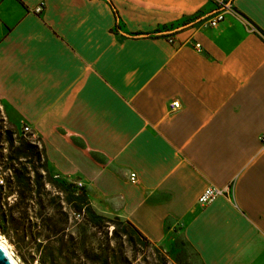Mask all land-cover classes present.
Segmentation results:
<instances>
[{
  "label": "crops",
  "instance_id": "1",
  "mask_svg": "<svg viewBox=\"0 0 264 264\" xmlns=\"http://www.w3.org/2000/svg\"><path fill=\"white\" fill-rule=\"evenodd\" d=\"M0 100L98 213L264 264V0H0Z\"/></svg>",
  "mask_w": 264,
  "mask_h": 264
},
{
  "label": "trees",
  "instance_id": "2",
  "mask_svg": "<svg viewBox=\"0 0 264 264\" xmlns=\"http://www.w3.org/2000/svg\"><path fill=\"white\" fill-rule=\"evenodd\" d=\"M49 186L55 189L53 194ZM67 204L69 210L64 209ZM103 228V239L86 246V235L70 230V214ZM112 227L111 235H109ZM0 231L40 264H130L121 246L151 241L129 220L98 213L86 187L65 183L51 172L42 138L20 133L0 118ZM118 245L112 247V241ZM120 240V241H119Z\"/></svg>",
  "mask_w": 264,
  "mask_h": 264
},
{
  "label": "rangeland",
  "instance_id": "3",
  "mask_svg": "<svg viewBox=\"0 0 264 264\" xmlns=\"http://www.w3.org/2000/svg\"><path fill=\"white\" fill-rule=\"evenodd\" d=\"M3 117L6 121L10 122L5 113L4 103L0 100V118ZM11 123V122H10ZM16 126V125H15ZM19 132H22L23 126H16ZM57 179L65 182L71 183L74 182L70 179H65L60 176L54 175ZM78 187H81L83 184L81 182H74ZM48 189H51L53 194H56L55 189H52L50 186ZM64 204V209L69 210L67 204ZM70 214V230L72 232L78 233L82 231L86 235L85 243L88 247H95L96 243L99 240L103 239V232L106 230L103 228H95L90 224H86L82 216L74 215L72 211H69ZM114 216V215H108ZM112 227H110L109 235H111ZM0 238L7 242L10 250L20 262V264H40L37 256H33L29 252H21L16 245L0 231ZM120 241V240H119ZM112 247L117 246L118 243L116 240L112 241ZM125 255L129 257L130 264H202L199 258L194 252L189 250L187 247H182L180 250H167L163 246L155 245L152 242L149 246L141 244H131L127 241L121 246Z\"/></svg>",
  "mask_w": 264,
  "mask_h": 264
},
{
  "label": "built area",
  "instance_id": "4",
  "mask_svg": "<svg viewBox=\"0 0 264 264\" xmlns=\"http://www.w3.org/2000/svg\"><path fill=\"white\" fill-rule=\"evenodd\" d=\"M42 10V5H39L37 8H36V11H41ZM225 18V10L223 11H220L217 16L211 21V24L212 25H216L217 23H219L220 21H222L223 19ZM196 46L198 48H200V44H196ZM180 107V103L178 101H175L173 102V105H172V108L173 109H176V108H179ZM22 133L24 134H28L30 135L31 137H35L36 134L32 131L30 125L28 124H24L23 127H22ZM135 178H136V174L135 173H132L131 174V180L132 181H135ZM82 184V183H80ZM223 190L222 189H219V188H216V187H212V186H209L207 188H205L202 193L199 195L198 197V203L201 204V205H206L212 201H214L219 195L223 194Z\"/></svg>",
  "mask_w": 264,
  "mask_h": 264
},
{
  "label": "water",
  "instance_id": "5",
  "mask_svg": "<svg viewBox=\"0 0 264 264\" xmlns=\"http://www.w3.org/2000/svg\"><path fill=\"white\" fill-rule=\"evenodd\" d=\"M0 264H16L8 251L0 244Z\"/></svg>",
  "mask_w": 264,
  "mask_h": 264
},
{
  "label": "bare ground",
  "instance_id": "6",
  "mask_svg": "<svg viewBox=\"0 0 264 264\" xmlns=\"http://www.w3.org/2000/svg\"><path fill=\"white\" fill-rule=\"evenodd\" d=\"M0 244L8 251V254L12 257V259L14 260V262L16 264H20V262L16 259V257L14 256V254L12 253V251L10 250L7 242H5V240H2L0 238Z\"/></svg>",
  "mask_w": 264,
  "mask_h": 264
}]
</instances>
